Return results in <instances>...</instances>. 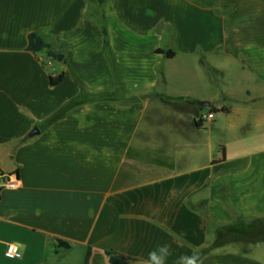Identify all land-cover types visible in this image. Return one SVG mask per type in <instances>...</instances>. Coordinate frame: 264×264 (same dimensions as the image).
Returning <instances> with one entry per match:
<instances>
[{
	"label": "crops",
	"instance_id": "0c3cea01",
	"mask_svg": "<svg viewBox=\"0 0 264 264\" xmlns=\"http://www.w3.org/2000/svg\"><path fill=\"white\" fill-rule=\"evenodd\" d=\"M162 246L264 264V0H0V264Z\"/></svg>",
	"mask_w": 264,
	"mask_h": 264
},
{
	"label": "trees",
	"instance_id": "16d2710c",
	"mask_svg": "<svg viewBox=\"0 0 264 264\" xmlns=\"http://www.w3.org/2000/svg\"><path fill=\"white\" fill-rule=\"evenodd\" d=\"M102 31H103V34L105 36L106 30L104 27L102 28ZM27 39H28L27 49L29 51L38 52V51L45 50L49 56L55 57V58L58 57V53L48 49V47H49L48 44L44 40H42V38L38 35V33H36V32L29 33ZM104 44L107 46L106 38H104ZM156 52L163 53L167 57H171L173 55V52L171 50H163L160 48H157ZM61 77H62L61 74L59 76H57L56 78L51 77L50 78L51 84L57 83L61 79ZM197 124H199V121H197ZM222 238H223V234L219 233L215 244L217 245L219 243H222ZM59 244H64L67 246V243L63 242L61 240H59ZM90 253H91V250H90V248H88L86 251L84 260H83V264H88ZM104 253L107 256L108 262L110 264H133V262H134L133 258H129V257L123 256L121 254H118L115 251H113L112 249H107L104 251ZM201 253L202 252H197L194 255L200 256Z\"/></svg>",
	"mask_w": 264,
	"mask_h": 264
},
{
	"label": "built area",
	"instance_id": "2783aa9c",
	"mask_svg": "<svg viewBox=\"0 0 264 264\" xmlns=\"http://www.w3.org/2000/svg\"><path fill=\"white\" fill-rule=\"evenodd\" d=\"M214 115L215 114H214L213 110H208L207 112L201 111L197 115V121H199L201 123L212 121ZM16 186H17V181L13 177L7 176V178L4 181V187L9 188V189H13ZM4 255L6 257H9V258L21 257V251H20L19 246L17 244H14V243H8L5 246Z\"/></svg>",
	"mask_w": 264,
	"mask_h": 264
},
{
	"label": "clouds",
	"instance_id": "9594fccd",
	"mask_svg": "<svg viewBox=\"0 0 264 264\" xmlns=\"http://www.w3.org/2000/svg\"><path fill=\"white\" fill-rule=\"evenodd\" d=\"M168 254L167 246H162L159 250L149 253V264H164ZM181 264H201L198 255L181 257Z\"/></svg>",
	"mask_w": 264,
	"mask_h": 264
},
{
	"label": "water",
	"instance_id": "95a60500",
	"mask_svg": "<svg viewBox=\"0 0 264 264\" xmlns=\"http://www.w3.org/2000/svg\"><path fill=\"white\" fill-rule=\"evenodd\" d=\"M200 104L201 105H205V106H208L209 105V102H206V101H204V102H200ZM38 130H37V128L35 127V128H33V130L31 131V134H34L35 132H37Z\"/></svg>",
	"mask_w": 264,
	"mask_h": 264
},
{
	"label": "rangeland",
	"instance_id": "374dc122",
	"mask_svg": "<svg viewBox=\"0 0 264 264\" xmlns=\"http://www.w3.org/2000/svg\"><path fill=\"white\" fill-rule=\"evenodd\" d=\"M209 109H210L209 107H203V108H202V110H203V111H206V112H207ZM214 114H216V111H214ZM223 241H226L225 235H223L222 242H223Z\"/></svg>",
	"mask_w": 264,
	"mask_h": 264
}]
</instances>
